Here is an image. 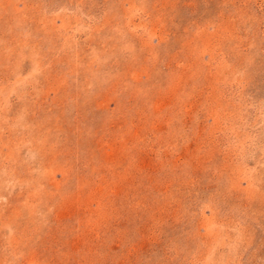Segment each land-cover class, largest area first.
Instances as JSON below:
<instances>
[{"label":"rangeland","instance_id":"rangeland-1","mask_svg":"<svg viewBox=\"0 0 264 264\" xmlns=\"http://www.w3.org/2000/svg\"><path fill=\"white\" fill-rule=\"evenodd\" d=\"M0 264H264V0H0Z\"/></svg>","mask_w":264,"mask_h":264}]
</instances>
